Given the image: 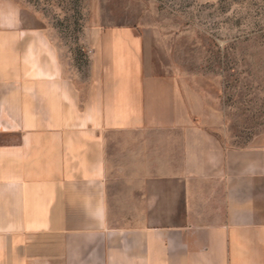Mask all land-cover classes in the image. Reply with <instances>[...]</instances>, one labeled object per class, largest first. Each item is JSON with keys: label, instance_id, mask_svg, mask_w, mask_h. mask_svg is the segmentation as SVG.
<instances>
[{"label": "crops", "instance_id": "obj_1", "mask_svg": "<svg viewBox=\"0 0 264 264\" xmlns=\"http://www.w3.org/2000/svg\"><path fill=\"white\" fill-rule=\"evenodd\" d=\"M83 74L0 0V264H264V133L245 145L131 28Z\"/></svg>", "mask_w": 264, "mask_h": 264}, {"label": "rangeland", "instance_id": "obj_2", "mask_svg": "<svg viewBox=\"0 0 264 264\" xmlns=\"http://www.w3.org/2000/svg\"><path fill=\"white\" fill-rule=\"evenodd\" d=\"M83 74L87 43L131 28L149 40L154 68L189 84L245 145L264 133V0H7Z\"/></svg>", "mask_w": 264, "mask_h": 264}]
</instances>
